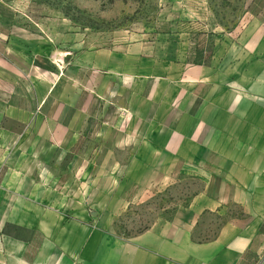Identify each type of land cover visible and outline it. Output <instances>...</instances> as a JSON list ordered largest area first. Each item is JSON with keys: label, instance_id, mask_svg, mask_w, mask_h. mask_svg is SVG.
Instances as JSON below:
<instances>
[{"label": "crops", "instance_id": "obj_1", "mask_svg": "<svg viewBox=\"0 0 264 264\" xmlns=\"http://www.w3.org/2000/svg\"><path fill=\"white\" fill-rule=\"evenodd\" d=\"M224 40L218 61L181 69L179 83L152 81L142 45L125 47L110 91L123 97L115 150L128 158L116 159L109 184L108 134L78 149L82 134L71 132L67 167L20 185L38 209L0 228V264H264V38ZM109 185L122 188L120 206H108ZM176 186L177 208L130 237L119 231L120 209ZM30 217L41 221L14 219Z\"/></svg>", "mask_w": 264, "mask_h": 264}, {"label": "rangeland", "instance_id": "obj_2", "mask_svg": "<svg viewBox=\"0 0 264 264\" xmlns=\"http://www.w3.org/2000/svg\"><path fill=\"white\" fill-rule=\"evenodd\" d=\"M224 38H264V0H0V228L38 209L23 201L20 185L59 162L67 167L73 156L60 154L71 132L82 134L78 149L108 134L109 184L115 179L116 159L128 158L115 150V133L127 124L116 105L122 94L110 88L122 80L125 47L142 45L141 64L156 69L152 81L179 83L181 69L218 61ZM119 190L108 188V206L121 205L113 202ZM180 191L161 188L150 204L120 209L119 231L130 237L177 208Z\"/></svg>", "mask_w": 264, "mask_h": 264}]
</instances>
